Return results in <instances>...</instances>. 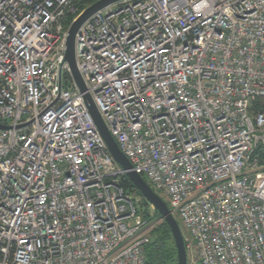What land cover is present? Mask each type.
Segmentation results:
<instances>
[{
  "label": "built area",
  "instance_id": "obj_1",
  "mask_svg": "<svg viewBox=\"0 0 264 264\" xmlns=\"http://www.w3.org/2000/svg\"><path fill=\"white\" fill-rule=\"evenodd\" d=\"M98 1L0 0V264H146L126 172L64 62ZM75 60L199 264H264V0H125L80 27Z\"/></svg>",
  "mask_w": 264,
  "mask_h": 264
},
{
  "label": "water",
  "instance_id": "obj_2",
  "mask_svg": "<svg viewBox=\"0 0 264 264\" xmlns=\"http://www.w3.org/2000/svg\"><path fill=\"white\" fill-rule=\"evenodd\" d=\"M125 0H100L95 4L88 7L77 19L74 21L67 32L64 62L68 65L72 79L78 88L79 92L83 94V99L85 106L91 116V119L99 132L102 140L104 141L107 151L113 159L114 163L122 170L125 171V176L140 193V195L151 205L154 210L159 214L160 218L169 227L170 233L174 242L175 250L177 253L176 264H188L187 263V252L184 246V238L178 223L172 216L167 204L156 195L148 184L136 173L131 171V165L128 160L123 156V154L118 149L117 144L110 135L105 123L100 117L92 98L90 95L86 94L85 84L77 70L76 60H75V38L80 29V27L95 13L110 7L112 5L118 4ZM1 129H6V127L0 125Z\"/></svg>",
  "mask_w": 264,
  "mask_h": 264
},
{
  "label": "trees",
  "instance_id": "obj_3",
  "mask_svg": "<svg viewBox=\"0 0 264 264\" xmlns=\"http://www.w3.org/2000/svg\"><path fill=\"white\" fill-rule=\"evenodd\" d=\"M121 187L126 192L141 199L140 203L136 205V211L146 223V227L151 228L147 234L148 242L144 247L146 264H176L177 253L169 227L161 220L155 210L151 211L147 201L140 195L126 176L121 179ZM184 246L186 252H188V241L185 239Z\"/></svg>",
  "mask_w": 264,
  "mask_h": 264
},
{
  "label": "rangeland",
  "instance_id": "obj_4",
  "mask_svg": "<svg viewBox=\"0 0 264 264\" xmlns=\"http://www.w3.org/2000/svg\"><path fill=\"white\" fill-rule=\"evenodd\" d=\"M131 194V193H130ZM165 203H167L168 202V200H167V198H166V196L165 195H163V194H157ZM133 198H134V200L137 202V204H139L140 203V201H141V199L140 198H138L137 196H135V195H131ZM174 219H175V221L178 223V226H179V228H180V230H181V233H182V235H183V238L185 239V240H187L188 241V244H189V246H190V250L187 252V263L188 264H199V262H198V260H197V251H196V248L194 247V245L191 243V237H190V235H189V232H188V230L184 227V225H183V223L181 222V220L176 216V215H174ZM162 220V219H161ZM146 228H148V227H146ZM150 230H151V228L149 227L148 228V230H146V235L150 232ZM144 231V229H142L140 232H143Z\"/></svg>",
  "mask_w": 264,
  "mask_h": 264
}]
</instances>
